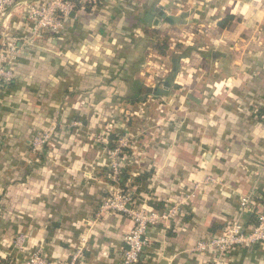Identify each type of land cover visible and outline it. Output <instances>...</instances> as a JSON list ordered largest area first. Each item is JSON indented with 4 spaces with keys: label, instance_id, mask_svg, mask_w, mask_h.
Masks as SVG:
<instances>
[{
    "label": "crops",
    "instance_id": "crops-1",
    "mask_svg": "<svg viewBox=\"0 0 264 264\" xmlns=\"http://www.w3.org/2000/svg\"><path fill=\"white\" fill-rule=\"evenodd\" d=\"M27 2L0 14V43L18 46L15 78L0 83V262L40 250L56 263L84 247L90 264H123L133 218L100 213L121 188L100 139L114 131L129 142L132 206L178 207L148 228L136 264H212L196 242L240 217L242 198L264 204V0L71 1L65 28L39 35ZM161 7L181 21L148 23ZM156 30L166 55L151 47ZM144 86L158 96L141 98ZM46 132L51 144L35 151ZM226 264H264V246Z\"/></svg>",
    "mask_w": 264,
    "mask_h": 264
},
{
    "label": "built area",
    "instance_id": "built-area-1",
    "mask_svg": "<svg viewBox=\"0 0 264 264\" xmlns=\"http://www.w3.org/2000/svg\"><path fill=\"white\" fill-rule=\"evenodd\" d=\"M26 0H0V14L4 15L10 9H14ZM26 18L32 24V32L39 35L42 31L49 30L53 33L61 32L66 25L68 15L73 9L70 0H27ZM18 46L14 41L4 40L0 43V83L10 84L15 78L12 67ZM100 139L107 143L105 137ZM52 134L49 132L38 134L32 141L35 151H41L46 145H50ZM119 146L109 152V169L111 178L118 182V173L122 168V159H127L122 153L123 147H129L125 138H120ZM250 197L241 199L240 217L230 221L218 235L199 239L192 249L195 253H206L210 255L212 264H226L228 255L241 248H250L256 245L264 246V204L260 209L254 211L250 208L252 203ZM133 193L121 188L115 189L100 205V213L116 211L128 213L134 221V227L125 236L127 249L125 250L122 263L136 264L143 253L145 246V235L150 226L161 221L174 218L178 214V207H169L164 211L145 207H134ZM252 212L254 222L246 224L242 216ZM23 237L18 238L19 247H22ZM20 264H90L87 261L84 247L74 249L71 256L56 263L49 261L40 250L35 251L28 259Z\"/></svg>",
    "mask_w": 264,
    "mask_h": 264
},
{
    "label": "trees",
    "instance_id": "trees-1",
    "mask_svg": "<svg viewBox=\"0 0 264 264\" xmlns=\"http://www.w3.org/2000/svg\"><path fill=\"white\" fill-rule=\"evenodd\" d=\"M71 1L73 3H75V9H77V7L79 5V0H71ZM100 1L101 0H96V2H100ZM87 8H88V6H87ZM151 47L153 48V50L156 53H158L160 55H166L167 50L169 48L168 36H166V35L162 36L160 34L159 30L154 31L153 38H152V41H151ZM158 94L159 93L157 91L156 95H158ZM138 99H140V97L133 98L130 101L135 102ZM118 140H119V136L117 135V133H115L114 131L108 133L107 146H108L109 151H111V150H113V149H115L117 147ZM121 150H122L121 154L129 153L128 147H123ZM147 177H149V174H144L140 178H138V180L145 179ZM128 179H129V174L127 172V169L126 168H121L119 173H118V184L120 185V187L124 191L126 190V182L128 181ZM0 264H3V262H0Z\"/></svg>",
    "mask_w": 264,
    "mask_h": 264
},
{
    "label": "water",
    "instance_id": "water-1",
    "mask_svg": "<svg viewBox=\"0 0 264 264\" xmlns=\"http://www.w3.org/2000/svg\"><path fill=\"white\" fill-rule=\"evenodd\" d=\"M161 10H163L162 7L159 8V9H156V11H152L151 13L147 14L146 21H148V23H150L151 25H153L155 27H160L162 25L161 24L162 20L173 19V21H175V22H180L181 21L180 17L166 16L165 14H163L162 16L158 15L159 11H161ZM156 90H157L156 88L147 87V86H144L143 89H142L144 94L155 93Z\"/></svg>",
    "mask_w": 264,
    "mask_h": 264
},
{
    "label": "rangeland",
    "instance_id": "rangeland-1",
    "mask_svg": "<svg viewBox=\"0 0 264 264\" xmlns=\"http://www.w3.org/2000/svg\"><path fill=\"white\" fill-rule=\"evenodd\" d=\"M163 32H165V31H163ZM164 35H166V33L165 34L162 33V36H164ZM156 96H158V95H156V93H147V94L142 95L141 98L146 97L148 99L149 98L153 99V98H156Z\"/></svg>",
    "mask_w": 264,
    "mask_h": 264
}]
</instances>
